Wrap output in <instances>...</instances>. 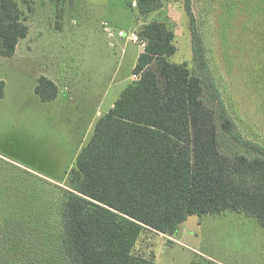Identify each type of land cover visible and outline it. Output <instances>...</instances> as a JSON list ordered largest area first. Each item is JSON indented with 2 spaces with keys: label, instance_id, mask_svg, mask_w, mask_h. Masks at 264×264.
<instances>
[{
  "label": "rangeland",
  "instance_id": "374dc122",
  "mask_svg": "<svg viewBox=\"0 0 264 264\" xmlns=\"http://www.w3.org/2000/svg\"><path fill=\"white\" fill-rule=\"evenodd\" d=\"M19 2L28 33L13 56H0V264H68L59 250L63 188L95 122L133 81L144 44L131 36L144 22L164 23L176 46L169 60L192 69L189 21L184 0H162L147 18L134 0H26L31 13ZM191 8L229 112L264 145V0ZM42 75L59 86L57 99L35 92ZM134 252L155 264H264V225L241 211L193 214L173 236L144 231Z\"/></svg>",
  "mask_w": 264,
  "mask_h": 264
},
{
  "label": "trees",
  "instance_id": "16d2710c",
  "mask_svg": "<svg viewBox=\"0 0 264 264\" xmlns=\"http://www.w3.org/2000/svg\"><path fill=\"white\" fill-rule=\"evenodd\" d=\"M134 2L146 18L163 7L162 0ZM184 8L193 68L169 60L176 46L164 23L141 24L144 46L133 68L140 78L97 119L68 172L59 217L68 264H155L134 252L140 235L173 236L193 214L241 211L264 225V145L247 139L233 119L191 0ZM26 21L19 0H0V56L14 55ZM35 92L52 101L58 87L42 75Z\"/></svg>",
  "mask_w": 264,
  "mask_h": 264
},
{
  "label": "built area",
  "instance_id": "2783aa9c",
  "mask_svg": "<svg viewBox=\"0 0 264 264\" xmlns=\"http://www.w3.org/2000/svg\"><path fill=\"white\" fill-rule=\"evenodd\" d=\"M131 38L133 39V40H136V41H140L139 39H138V37H137V35H132L131 36ZM144 44V43H143ZM144 46V45H143ZM140 78V74L139 73H135V74H132V79L133 80H138Z\"/></svg>",
  "mask_w": 264,
  "mask_h": 264
},
{
  "label": "crops",
  "instance_id": "0c3cea01",
  "mask_svg": "<svg viewBox=\"0 0 264 264\" xmlns=\"http://www.w3.org/2000/svg\"><path fill=\"white\" fill-rule=\"evenodd\" d=\"M15 52H16V50H15ZM15 54V53H14ZM47 77V76H46ZM49 78V77H48ZM51 79V78H50ZM52 81H53V79H51ZM55 82V81H54ZM55 84L57 85V83L55 82ZM57 87H58V94H57V97H56V99L58 98V96H59V93H60V88H59V86L57 85ZM71 99H72V97L71 98H69V100H70V102H71ZM55 100V99H54ZM53 101V100H52ZM73 102H75L76 103V100H74ZM81 149V148H80Z\"/></svg>",
  "mask_w": 264,
  "mask_h": 264
},
{
  "label": "water",
  "instance_id": "95a60500",
  "mask_svg": "<svg viewBox=\"0 0 264 264\" xmlns=\"http://www.w3.org/2000/svg\"><path fill=\"white\" fill-rule=\"evenodd\" d=\"M90 206L94 207V206H96V204L91 203Z\"/></svg>",
  "mask_w": 264,
  "mask_h": 264
}]
</instances>
